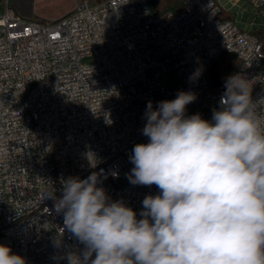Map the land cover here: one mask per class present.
<instances>
[{
    "label": "built area",
    "instance_id": "built-area-1",
    "mask_svg": "<svg viewBox=\"0 0 264 264\" xmlns=\"http://www.w3.org/2000/svg\"><path fill=\"white\" fill-rule=\"evenodd\" d=\"M184 4L156 15L151 0H77L43 21L0 0V244L26 264H68L84 248L44 197L59 198L69 177L98 173L97 187L142 218L159 189L127 176L134 146L148 142V101L191 91L186 115L211 121L225 81L214 89L210 71L225 52L241 59L232 75L254 81L252 99L264 97V44L252 33L264 28V0Z\"/></svg>",
    "mask_w": 264,
    "mask_h": 264
},
{
    "label": "clouds",
    "instance_id": "clouds-1",
    "mask_svg": "<svg viewBox=\"0 0 264 264\" xmlns=\"http://www.w3.org/2000/svg\"><path fill=\"white\" fill-rule=\"evenodd\" d=\"M253 83L229 76L211 121L186 115L191 91L147 102L148 142L134 146L127 176L159 189L143 199L142 218L111 201L96 172L62 180L59 198L46 190L84 245L68 264H264V97L252 99ZM0 264L26 260L0 244Z\"/></svg>",
    "mask_w": 264,
    "mask_h": 264
},
{
    "label": "trees",
    "instance_id": "trees-1",
    "mask_svg": "<svg viewBox=\"0 0 264 264\" xmlns=\"http://www.w3.org/2000/svg\"><path fill=\"white\" fill-rule=\"evenodd\" d=\"M185 7L184 0H158L156 5L152 4L154 14L161 15L169 11L180 12ZM231 16V14H224ZM252 33L257 36L264 44V28L255 27ZM241 65V59L234 53L225 52L215 62L210 71L212 87L225 81L231 76Z\"/></svg>",
    "mask_w": 264,
    "mask_h": 264
},
{
    "label": "rangeland",
    "instance_id": "rangeland-1",
    "mask_svg": "<svg viewBox=\"0 0 264 264\" xmlns=\"http://www.w3.org/2000/svg\"><path fill=\"white\" fill-rule=\"evenodd\" d=\"M22 9H18L19 0H10L14 8L32 19L49 21L57 19L77 7V0H21ZM82 2V0H79ZM98 0H89L96 4Z\"/></svg>",
    "mask_w": 264,
    "mask_h": 264
},
{
    "label": "water",
    "instance_id": "water-1",
    "mask_svg": "<svg viewBox=\"0 0 264 264\" xmlns=\"http://www.w3.org/2000/svg\"><path fill=\"white\" fill-rule=\"evenodd\" d=\"M99 1V0H98ZM152 1V4H154V5H156L157 3H158V0H151ZM19 6H18V9H22V2H21V0H19ZM13 7H14V5H12ZM20 12V11H19ZM20 13H22L23 15H26V14H24L23 12H20ZM26 16H29V15H26Z\"/></svg>",
    "mask_w": 264,
    "mask_h": 264
}]
</instances>
